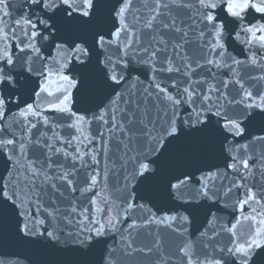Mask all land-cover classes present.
Returning <instances> with one entry per match:
<instances>
[{
    "label": "snow or ice",
    "instance_id": "1",
    "mask_svg": "<svg viewBox=\"0 0 264 264\" xmlns=\"http://www.w3.org/2000/svg\"><path fill=\"white\" fill-rule=\"evenodd\" d=\"M0 264H264V0H0Z\"/></svg>",
    "mask_w": 264,
    "mask_h": 264
}]
</instances>
